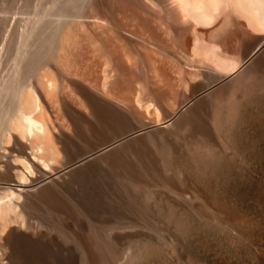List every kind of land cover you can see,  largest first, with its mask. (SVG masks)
<instances>
[{"label":"bare ground","instance_id":"1","mask_svg":"<svg viewBox=\"0 0 264 264\" xmlns=\"http://www.w3.org/2000/svg\"><path fill=\"white\" fill-rule=\"evenodd\" d=\"M75 1H54L57 8L45 6L37 20L25 22L19 33L14 69L0 78V185L8 187L6 194L10 196L0 203V264H83L89 250V264L91 254L99 259L104 256V264H264V97L257 103L251 99L244 102L245 93L238 91L242 80L264 76V35L255 36L244 29L221 35L223 45L229 51L234 47L232 39H240L236 43L247 54V65L239 77L223 78L226 86H222L224 89L219 90L220 94L217 92L216 100L221 103L225 100L223 103L226 104L229 92L234 95L231 103L222 108L219 128L208 124L206 134L200 135L191 125L190 130L197 141L188 146L179 143L174 130L167 124H142L141 119L130 121L126 116L127 122L104 128L99 124L104 103L97 89L102 63L104 76H114L110 88L114 94L119 79L129 77L128 70L130 74L141 70V66H135L133 62L134 71L130 70L120 50L126 42L121 41L123 38L129 44L139 39L154 46L148 53L150 74L152 78H158L154 92L161 97L166 95L162 82L165 80L160 81L166 72V62H178L191 56L192 35L188 26L177 21L164 27L154 24V14L153 17L145 14L147 11L142 14L134 7L135 11L124 0H82L90 10L81 15V12L74 13L67 8ZM161 1L165 3L161 10L166 17L174 4L170 0ZM149 2L156 6L154 0ZM232 2L227 3L231 5ZM161 14L158 16L163 18ZM224 14L228 15L226 11ZM88 17H92L99 27L92 35L98 42L83 57L80 75L70 80L77 101L64 89L66 75L60 67L55 66L51 75L44 69L39 74L36 72L39 78L35 88L30 81L26 84L24 78L26 73L27 77L30 75L28 70L32 61L38 55L45 58L47 53L48 56H60L66 44V30L76 21L88 20ZM14 19L12 17L11 21ZM132 19L136 23L135 30L128 28ZM172 44L177 47L173 48ZM237 44L235 48H238ZM248 75H251L249 79ZM204 76L206 80L197 85L192 95L189 92L190 96L181 103L182 107H188L185 111L190 112L186 120L198 117L200 111L196 102L204 105L206 95L222 81L221 76ZM234 86L238 88L233 91ZM52 98L58 101L70 126L58 124L55 134L49 121ZM210 108L213 107L209 103L208 110ZM243 112L247 114L244 118ZM246 118L251 122L242 127ZM88 125L95 128L92 133L85 132ZM70 128L73 129L71 132ZM241 130L243 137L239 143L245 148L242 156L237 150L236 139L232 138V134ZM164 144L174 155L168 154L173 157L178 170L180 168V175L168 172L160 162L162 154L159 155L161 151L159 149L158 153L157 146ZM131 146L147 150V160L154 168L151 176L164 179L171 188L155 191L156 196L136 192L129 184V187L124 185L127 195L122 189L118 190L120 198L125 199L128 194L134 197V205L138 206L135 209H149V213L142 210H146L155 228L152 233H145V238H137L139 244L135 245L134 252L120 259L121 262L118 259L117 263L115 255L101 249L93 238L95 234L99 239V234H92L91 226L81 214L80 209L85 206L82 186L92 181L95 211L100 219L102 185L99 175L108 158ZM200 146L206 149L200 152ZM203 152L209 154H201ZM127 158L133 160L129 155ZM182 192H190V195L186 193L188 196H185ZM159 230L162 233H158ZM98 231L101 232V227ZM114 239L126 243L123 235H115Z\"/></svg>","mask_w":264,"mask_h":264},{"label":"rangeland","instance_id":"2","mask_svg":"<svg viewBox=\"0 0 264 264\" xmlns=\"http://www.w3.org/2000/svg\"><path fill=\"white\" fill-rule=\"evenodd\" d=\"M54 1L57 0H0V78L6 76L14 69V56L19 44V33L23 29L25 22L28 20H37L40 11L45 6H49L51 9L57 8L58 6L53 5ZM58 1L64 2V0ZM124 1L131 4L132 9H134L135 11V8H137V10L142 14H144L145 11H147L145 14H149L152 17V14H154V16L156 17L152 19V22L154 24L164 27L171 26L172 23H175L177 21L182 25L188 26L187 28L188 30H190V33L192 35V57L190 56L188 58H184L185 60H179L178 62H166V72L161 76L160 81L165 80L162 82H164V88L166 91L165 94H167H162L163 96L161 97V94L160 96H158V93L154 92L155 87L157 86L156 83L158 81V78H152V74H150L149 65L151 64V59L148 53L149 50L154 46H148L146 45L145 41L142 42L139 39H136L133 41L134 43L131 42L132 44H129L130 42L123 38L121 41H126L125 44L127 43L125 45L123 44V42H121L123 46H121L122 48L120 50L124 63L132 71H134V68L131 66L132 62L135 66H141V70H139L140 72L134 71V74H130V71L128 70L129 77H122L121 79H119L120 83L117 88H114V94L113 91L111 92L110 90L114 76H104V63L101 64L102 66H100L99 69L100 78L98 79L97 89L102 97L104 108L99 124L106 129L111 126H119L122 123L127 122V117L130 119V121L132 119H141L143 121L142 124L146 122L153 125L167 124V126L171 127L174 130V136L177 138V140L179 139V143H184L188 144V146H191L194 141H197L196 136H194L192 134V131L190 130L191 125L193 126L195 132L200 135L206 134L208 124L218 127L217 125L220 123V118L222 116V108H224L227 103H231L232 101V97L234 95L233 92H229V95L225 98L226 104L223 103V101L225 100H223L222 103L219 100L218 103V101L216 100V97L219 96L217 92L220 94L219 90L221 88L224 89L226 86V81L223 80V78H225L226 76L229 77L227 79L239 77L241 73H243V70L247 65V54L243 49H241V46L237 44L238 38L232 39L234 47L229 51L228 49L226 50L225 44L223 45V41L221 40L222 36L238 29H244L248 33L255 36L264 35V0H232L234 4H232V2L231 5L230 3H227L228 1L231 2V0H226L227 2L225 0H170V2L174 4L175 8L173 5V9L167 6L169 8V15L166 16L167 18L163 15L162 11L164 10V8L162 7V4L165 3L161 0H154V2L156 3L155 7L154 4H152L153 6L150 4L149 0ZM221 3H223L224 7L223 5H221ZM228 4L231 7H229ZM137 5L146 6L148 7V9L146 10V8L144 7V10V8L142 9V7H140L142 9L140 10L139 6ZM220 5V8H223L222 11L218 9ZM226 7L228 8L225 9ZM67 8L74 13L81 12V15L88 13L90 10L89 6L82 0H76L73 4L68 5ZM150 8L151 10H154L151 11ZM161 8H163V10H161ZM218 10L220 11L219 13ZM155 11L157 12L155 13ZM213 11L214 13H212ZM225 11L228 14L227 16L226 14H224ZM158 12L160 14L162 12L161 15H163V18L162 16H158L160 15ZM12 17H15V19L13 20L14 22L11 21ZM164 18L166 19L164 20ZM11 22L13 24H11ZM135 25V20L132 19L131 25H128L131 28H128L135 30ZM227 27H229L230 31ZM98 28L99 27L97 23L93 21L92 17H88V20L78 22L76 21L72 27H69L66 30V44L61 51L60 56H50V54L48 56L47 53L45 58L41 59L38 55L32 61L28 70V74H30L31 76L28 75L27 77L26 73L24 78L27 80L26 84L30 81L32 86L35 88L37 84L36 81H38L39 78L38 74L41 72V70L44 69L45 72L51 75L55 72L54 70L56 69V67H60L63 73L66 75L67 79H65L64 81V89L70 92V94L73 96V99L77 101V99L75 98L76 93L71 88L72 86L70 85V80L76 79L80 75L81 67L84 62L83 57H85V55L89 53V50L92 47L94 48V46H97L96 43L98 41L94 40L92 35L97 31ZM224 28L225 30L227 28L226 31L228 32H225ZM222 30L224 31L221 32ZM218 38L221 40L220 42ZM206 40H208L209 42L205 43ZM200 41H203V44L202 42L200 43ZM238 41H240V39H238ZM220 44H222L223 49L225 48L224 50L222 49V46ZM236 44L238 48H235ZM135 45L138 47V49L137 47H135ZM139 45L143 46L139 47ZM172 45L171 46L173 48L177 47H175L174 44ZM126 46H128V49L126 48ZM35 48L38 49L37 46H35ZM234 48L237 50H235ZM139 50L140 52H137ZM219 50L223 53L219 54ZM225 50L228 52H226ZM135 52L137 53L134 54ZM131 53L133 54V56H135L133 57ZM215 53H218V56ZM139 54H141L142 58ZM128 55H131V57ZM133 59H136L138 61L135 60L134 62ZM251 66H254V64H252ZM206 69H208L209 71ZM205 70L206 73H204ZM156 72L158 73L159 71ZM203 73L206 75V77L210 75L221 76L222 78L220 79H222V81L220 83L217 82L219 84L213 89L214 91L212 90L210 94L206 95L204 105L196 102V108H198L200 111L198 117L189 118L186 120L190 112L185 111V109L188 107H182L181 103L185 102V99L192 95V92L194 93L197 90V85L203 83L206 80ZM169 75L171 78H169ZM250 76L251 75H248L247 79H249ZM237 88V86H234L232 90L234 91ZM173 90L177 92L174 91V93ZM239 90L241 91V93H245L244 102L251 99L252 102L257 103L260 98L264 97V76H257L256 78L247 81L242 80L239 85L238 91ZM170 91L172 92V94H170L169 96ZM173 94H176L174 96L176 100L174 99V97H171L173 96ZM196 99L197 98H195L194 100ZM194 102L195 101L191 103L194 104ZM209 103L210 107H213L212 109L210 108L211 110H208ZM50 105L52 111L50 114L48 113L49 121L51 129L55 134L56 130L58 129L56 127L58 126V124L63 123L66 126L69 125L66 123V118L63 115V111L61 110L58 101H56V98L50 99ZM218 108H220L219 110L221 111H219ZM180 116H182V118L178 121ZM246 116L247 114L243 112V118ZM237 117H239V115ZM250 122L251 121L247 122L246 118L242 127L247 126ZM85 128V132L87 133H92L95 129L94 127L89 125L85 126ZM72 130L73 129L70 128L69 132H71ZM242 137L243 130H241L239 133L232 134V138L236 139L235 144L240 156H242V153L245 150V148L239 143ZM159 147H161L163 150ZM1 148L2 145H0V150ZM157 148L158 153H160L161 151V153L159 154H162L160 156V162L163 163L162 165L165 167V169L168 172H173L176 175H180V168L178 170V166H176V164L174 163L173 157H169V155H171L170 148L166 146V144L157 146ZM203 149L206 148H203L202 146L199 147L200 152H202ZM201 154L207 155L209 154V152H203ZM127 155L131 156L133 160H129L127 158ZM167 158L172 164L169 163ZM169 166L172 167L170 168ZM172 169H174V171H172ZM153 170V166L147 160V150L141 146L137 148L131 146L127 151L118 152L115 156L108 158L105 167H103L99 175V180L102 185V195L100 199V219H98L95 211L96 200L93 193L92 181L86 182L84 186H82L84 194L83 203L85 204V206H82V208L80 209L81 214L91 226L92 234L93 232H97L99 234V239L95 234H93V238L98 241L101 249L112 255H115L114 257L115 260H117V263L118 259L120 260L123 257L130 255V253L134 252L135 245L139 244L137 238H145V233H152L155 228L154 223L150 222L151 218H149L147 214L149 213V209H146L147 207H141V210L135 209L134 207L137 205H134V197L132 198V196L128 194L127 198H120L118 195V190L122 189L123 193L127 195V191L124 185L128 187L130 185V187L134 191H142L145 192V194L147 193L148 195L151 194L149 196H153L154 194L156 196L155 191L157 190H169L170 186L166 184V181L164 179H155L151 176ZM7 190V186L3 187V185H0V203L10 197L9 194H6L9 192V190ZM182 193H184L185 196H188V194L190 195V192ZM143 208L148 212L146 213V210H142ZM99 227H101V232L98 231ZM158 233L162 232L159 230ZM70 235L73 236L74 233L71 231ZM115 235L125 236L126 243H121L119 240H115ZM98 250L101 252L99 247ZM0 251H2L1 248ZM86 256L87 253L83 258L85 260L83 261V264H87L86 258H88V264L90 263V250L88 251V257ZM105 261L106 258L104 256L99 259V257L96 258L93 254H91V264H104Z\"/></svg>","mask_w":264,"mask_h":264}]
</instances>
